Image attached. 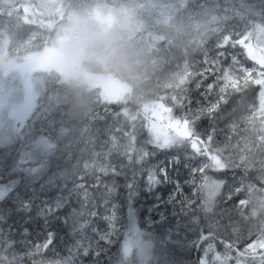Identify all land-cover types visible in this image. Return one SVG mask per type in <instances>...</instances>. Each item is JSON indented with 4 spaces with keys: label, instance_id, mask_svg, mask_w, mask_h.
<instances>
[{
    "label": "snow or ice",
    "instance_id": "6c2138e0",
    "mask_svg": "<svg viewBox=\"0 0 264 264\" xmlns=\"http://www.w3.org/2000/svg\"><path fill=\"white\" fill-rule=\"evenodd\" d=\"M243 7L240 24L226 19L187 66L178 92L134 117L112 113L121 122L75 163L53 143L52 122L37 128L46 120L39 111L10 132L0 152V197L31 212L37 184L44 193L36 217L46 240L25 251L24 264H174L169 247L185 246L188 223L197 227L196 264H264V135L253 152L237 122L243 106L249 119L264 118V0ZM94 188H103L100 204L85 215ZM225 226L236 238L219 234ZM60 231L78 240L49 255ZM11 247L0 251V264L13 259Z\"/></svg>",
    "mask_w": 264,
    "mask_h": 264
},
{
    "label": "rangeland",
    "instance_id": "374dc122",
    "mask_svg": "<svg viewBox=\"0 0 264 264\" xmlns=\"http://www.w3.org/2000/svg\"><path fill=\"white\" fill-rule=\"evenodd\" d=\"M68 1L0 0V17L10 13L29 25L23 37L11 42L8 35L0 38V147L33 114L43 85L49 83L86 85L88 96L102 102L130 99L137 104L132 108L141 111L150 106L156 99L147 97L148 92L137 93L117 82L118 66L129 63L135 53H147L149 41L157 42L151 29L167 23L171 15L177 22L197 25L199 18L208 19L216 0H178V7L163 0H83L73 8ZM241 16L231 24L239 25ZM55 60L59 64L48 65ZM53 67L57 73L48 72ZM187 232L181 235L185 246L179 251L192 245L197 227L192 224Z\"/></svg>",
    "mask_w": 264,
    "mask_h": 264
},
{
    "label": "trees",
    "instance_id": "16d2710c",
    "mask_svg": "<svg viewBox=\"0 0 264 264\" xmlns=\"http://www.w3.org/2000/svg\"><path fill=\"white\" fill-rule=\"evenodd\" d=\"M81 1L83 0H69V8H73L75 5L80 7ZM106 1L111 2V0ZM117 1L126 2L128 0ZM163 2L175 4L178 7V0H163ZM245 2L216 0L208 19L206 20V17L199 18L197 25H190L185 21L177 22L171 15L166 21L167 23L162 22L155 29H151V34H156L157 42L149 41L147 53L141 56L135 53L129 63H124V66L119 65L115 72L117 76L115 79L120 85L129 86L134 92L138 93L140 89H143V91L148 92L147 97L156 100L162 96L178 92L179 82L187 66L194 64L200 57L202 48L209 43L214 33L223 27L226 19L231 24L236 15L241 14L243 16L246 13V9L243 7ZM171 24L175 25L171 26ZM28 27V24L21 22L18 18L11 17L10 13H5L3 17H0V38L4 40V36L8 35L11 42L17 37L25 36ZM44 86L35 111L42 113L46 120L37 122L36 126L39 128L41 122L47 124L49 121L54 124L53 143L65 153L72 154L70 163H75V158L78 155L90 150L98 135L103 138L109 125L115 127L117 123L121 122L114 120L112 113L123 112L126 116L134 117L142 112L138 108H132L137 104L130 99L106 104L99 100L96 95L88 96L85 89L86 85L57 82ZM126 109L129 113H126ZM247 113L246 106L238 107L237 122L240 134L247 138L252 145V151L255 152L256 137L264 135V118L253 117L248 119ZM27 121L31 124V120L28 119ZM124 126L127 127V123ZM98 129L99 133L97 132ZM11 143L12 141L0 147V152L5 151ZM96 143L98 146L99 140H96ZM156 159L162 160L163 157L157 156ZM115 179L118 183L123 184V178L117 177ZM121 193H123V189H121ZM93 194L95 197L94 204L90 202L80 209L85 215L92 207L100 204L103 188H94ZM43 195L44 193L41 192L39 184H37L35 202L31 212L20 210L19 201L13 205L11 201L0 197V251L4 249L6 244L12 245L8 249V255L13 259L9 260L7 264H24L21 257L25 251L30 250L37 241L42 244L45 243V230L36 217V209ZM140 199H144L143 194H141ZM121 202H123V196H121ZM253 205H257L255 198ZM136 207L140 209L139 215L142 218L144 215L143 208L139 203ZM233 219L239 220L236 216H233ZM249 223H259V220H249ZM192 224L188 223L186 229L182 228L181 235L187 234V230ZM240 224L243 222L240 221ZM24 229H27V232H24ZM219 234L224 235L227 239L236 238L226 226L219 229ZM188 235L194 237L196 231ZM77 240L78 238L71 233L66 234L64 231H60L55 234L53 245L48 254L51 255L53 249L57 254H60L66 249L72 248ZM45 246L48 245L45 244ZM169 259L174 261V264H196L198 253L192 245L187 251H179L178 247L173 245L169 247Z\"/></svg>",
    "mask_w": 264,
    "mask_h": 264
},
{
    "label": "flooded vegetation",
    "instance_id": "af4514ba",
    "mask_svg": "<svg viewBox=\"0 0 264 264\" xmlns=\"http://www.w3.org/2000/svg\"><path fill=\"white\" fill-rule=\"evenodd\" d=\"M56 64H59V63L57 62V60H55L54 62L48 63L49 66H55ZM55 69H56V68H55ZM55 69H54V67H53V68L49 69L48 72L52 71V72H56V73H57V71H56ZM43 72H44V71H43Z\"/></svg>",
    "mask_w": 264,
    "mask_h": 264
}]
</instances>
